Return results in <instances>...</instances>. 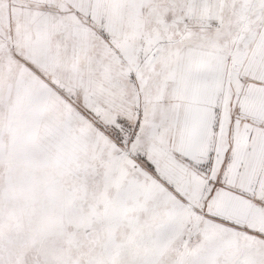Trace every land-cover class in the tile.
<instances>
[{"label":"snow or ice","instance_id":"6c2138e0","mask_svg":"<svg viewBox=\"0 0 264 264\" xmlns=\"http://www.w3.org/2000/svg\"><path fill=\"white\" fill-rule=\"evenodd\" d=\"M0 264H264V0H0Z\"/></svg>","mask_w":264,"mask_h":264}]
</instances>
